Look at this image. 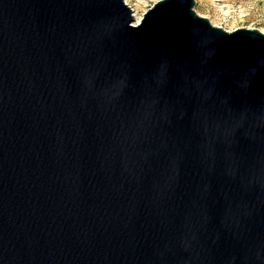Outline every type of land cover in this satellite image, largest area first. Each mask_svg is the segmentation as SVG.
<instances>
[{"label":"water","instance_id":"water-1","mask_svg":"<svg viewBox=\"0 0 264 264\" xmlns=\"http://www.w3.org/2000/svg\"><path fill=\"white\" fill-rule=\"evenodd\" d=\"M195 0H0V264H264V32Z\"/></svg>","mask_w":264,"mask_h":264},{"label":"rangeland","instance_id":"rangeland-1","mask_svg":"<svg viewBox=\"0 0 264 264\" xmlns=\"http://www.w3.org/2000/svg\"><path fill=\"white\" fill-rule=\"evenodd\" d=\"M124 1L134 9L132 15L136 14L141 21L147 9L159 0ZM194 10L214 26L227 31L255 28L264 32V0H195Z\"/></svg>","mask_w":264,"mask_h":264},{"label":"bare ground","instance_id":"bare-ground-1","mask_svg":"<svg viewBox=\"0 0 264 264\" xmlns=\"http://www.w3.org/2000/svg\"><path fill=\"white\" fill-rule=\"evenodd\" d=\"M134 9H132V11H133ZM133 16V18L135 19V24H137V23H139L140 22V18H138V17H136V14H134V15H132Z\"/></svg>","mask_w":264,"mask_h":264}]
</instances>
